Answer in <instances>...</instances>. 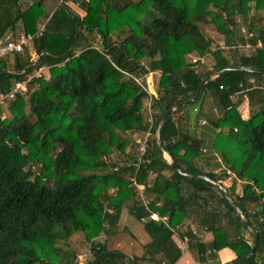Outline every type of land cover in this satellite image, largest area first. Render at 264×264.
<instances>
[{
  "label": "trees",
  "instance_id": "obj_1",
  "mask_svg": "<svg viewBox=\"0 0 264 264\" xmlns=\"http://www.w3.org/2000/svg\"><path fill=\"white\" fill-rule=\"evenodd\" d=\"M21 1L0 0V37L18 20L36 33V21L46 19L44 0L26 10ZM67 1L79 11L60 4L32 41L34 58L27 50L12 54L11 66L7 55L0 58V93L28 81L24 95L0 104V264H72L57 243L74 234L88 245L84 264H92L111 251L99 238L115 232L124 209L143 224L149 242L142 259L153 264L181 257L171 228L199 262L224 247L237 258L247 255L253 234L234 207L212 183L177 173L155 134L164 113L192 98L212 71L264 69V0ZM206 30L218 34V43ZM193 53L197 59L189 61ZM148 74L157 97L146 89ZM207 94L217 117L196 107ZM244 95L247 121L238 110ZM189 105L199 123L218 129L208 146L188 130ZM189 105L164 121L162 147L187 173L222 184L232 178L226 190L259 236L255 255L240 264H264V73L222 72ZM129 132L149 134L144 151ZM114 151L122 157L111 162ZM217 157L222 167L214 170L208 161ZM136 186L145 187L144 198ZM155 212L167 224L151 220ZM188 220L210 232L211 242L189 227L181 232ZM99 264L127 263L105 257Z\"/></svg>",
  "mask_w": 264,
  "mask_h": 264
},
{
  "label": "crops",
  "instance_id": "obj_2",
  "mask_svg": "<svg viewBox=\"0 0 264 264\" xmlns=\"http://www.w3.org/2000/svg\"><path fill=\"white\" fill-rule=\"evenodd\" d=\"M33 0H23L20 3V8L22 10H26L28 4L32 3ZM24 2V3H23ZM65 2L66 4L70 5L74 10L79 11V9L71 4L70 2H68L67 0H44V6L46 8L45 14L47 15V17H45L46 19H44L43 23H40V20L36 21V28H40L41 26L44 25V23H46V21L48 20V18L51 16V14L60 6L61 3ZM37 32V31H36ZM25 32V28H24V24L22 22V20H18L12 27L9 26L5 32L3 33L2 37H0L1 40H12V39H17L21 34H24ZM30 34H34V33H30ZM32 43H30V45L25 48V50L30 51L32 58L35 57L34 51L32 49ZM9 57V61L8 64L9 66H11L13 64V55H7ZM6 56V57H7ZM147 81V87L150 88V82L149 80H151L152 85H153V91L150 89L149 93L156 96L157 97V92H156V84L154 82V79L152 77V74L150 75V77L146 78ZM208 105V108H206ZM205 107L206 109H201L204 113L205 111L207 112L209 110L210 107H212V112L215 113L216 111H218L217 107L215 106L211 96H209L208 94L204 97V100L202 102L201 105H198L196 107ZM199 109V108H198ZM193 111L191 112V120L189 121V125H188V130L192 133L197 134L198 136H201L203 138H205L206 142L208 145H210L211 143V139H213V137H215V134L218 132V129H215L214 127H208V124H201L199 123L198 119L196 117V113L197 111H195L194 113V109H192ZM238 110L241 114V117L244 121H247L249 118V99L247 95H244L243 101L240 104V106L238 107ZM219 113V112H218ZM207 114V113H205ZM217 117V116H216ZM203 133H207L205 134L206 137H204ZM209 149V147H208ZM164 158L167 160L168 162V158L166 157V155L164 154ZM217 161H219V158L217 157ZM240 183H244V182H240ZM141 223V222H140ZM142 224V223H141ZM143 225V224H142ZM142 227V226H141ZM142 230H144L142 228ZM126 231L128 232L129 235H131V237H135V235L130 231V229L127 227ZM146 233V232H145ZM243 234L247 237L246 232H243ZM201 240L203 242H211L212 240V234L210 232H207L206 230L202 231V234L200 235ZM148 238V236H147ZM173 241L176 243V245L182 250V255L179 258V260L175 263V264H227L233 260H235L237 257L234 253L233 250H231L228 247H224L219 251L214 252L215 253V257H211L210 254L206 256L205 260L203 262H199L195 259V257L193 256L192 252L187 249L186 247L183 248V244L185 243L183 240H181L180 236L178 233H176V230L173 232V236H172ZM149 242L148 241L143 245V243L141 244L142 250L139 252H135L133 253V257H129L131 260L136 259V261H138L139 264H153L151 261L148 260V257H146V259H142L145 256V245ZM185 245V244H184ZM119 247L118 244H116V248ZM116 250V249H113ZM111 250V251H113ZM133 258V259H132Z\"/></svg>",
  "mask_w": 264,
  "mask_h": 264
},
{
  "label": "rangeland",
  "instance_id": "obj_3",
  "mask_svg": "<svg viewBox=\"0 0 264 264\" xmlns=\"http://www.w3.org/2000/svg\"><path fill=\"white\" fill-rule=\"evenodd\" d=\"M206 31L212 37V39H214L215 43H218V39H217L218 34L215 31H211V30H206ZM97 44H98V46H100L99 42H97ZM187 59L189 61H195V59H197V55L195 53L189 54L187 56ZM205 61H206L205 63L209 62L208 59ZM43 73L45 76L49 75L48 70H44ZM150 75L151 74L146 75L145 81H147L146 78L150 77ZM152 77H153L154 82H155V76L153 74H152ZM146 89L148 91H150V88L147 87V83H146ZM198 103L200 104L201 102L199 101ZM187 107L192 110V108H191L192 106L189 105ZM198 108L206 109V108H208V105L206 108L205 107L202 108L201 106L197 107V109ZM211 109H212V107H210L207 112L205 111V113H207L206 114L207 116L214 118V117L219 115L218 111L213 113L214 111L212 112ZM194 113H195V110H194ZM3 115L6 116L7 115L6 112H4ZM208 127H211V126H208ZM203 134H204V137H206L205 134H207V133H203ZM125 135L127 136L128 139H130V142L133 144L138 145V144L143 142L144 136H143V133H141V132H134V133L129 132ZM207 146H208V144H207ZM205 149L208 150V148H205ZM127 152H128V150H127ZM207 154H209V153H207ZM109 157H110V161L114 162V161H117L122 156H121V153L119 151H114L109 155ZM208 162H209V167L213 168L214 170H217L218 168L220 169L222 167V165L217 164L218 161H208ZM231 184H232V178L227 179L223 182V185L227 186V187H229ZM109 190H110L109 194H114L116 192V189H114V188H111ZM137 190H138L139 196H142L144 194L142 197V198H144L145 192H144L143 187H140ZM236 190H237V193H239V194L242 193V183H240V182L237 183V189ZM127 227L135 235V237H133V236L131 237V235L128 234V232L126 231ZM188 227L193 232H195L196 235L199 236V238H202V237H200V235L202 234V231L204 230V228L200 227L199 225H197L195 222H193L191 220L185 221L183 225L178 227V229H180V231L183 232V231H186V229ZM142 228H143V225L135 217L130 215V213L127 211V209H124L120 214L118 226H117V229L115 230L116 233L114 232L112 235H111V233L110 234H104V235L101 234L99 239L105 240L106 247L109 250L116 249L117 251H120L121 254H124L127 257H133V253L141 251L142 250L141 244L143 243V245H144L149 239V237L147 238V234L145 233L144 230H142ZM116 244H118L119 247L116 248ZM182 244H183V248H185V245H184L185 243H182ZM87 246L88 245H86V243H84L82 241L81 237L78 234H74L72 237H70L68 244L67 243L64 244L63 242L57 243V247L62 248L61 251H63V249L69 250V252H67V253H65V255H63L64 260L65 259L70 260L73 257L75 260L77 258V256L84 257L88 252ZM88 255H89V253H88Z\"/></svg>",
  "mask_w": 264,
  "mask_h": 264
},
{
  "label": "water",
  "instance_id": "obj_4",
  "mask_svg": "<svg viewBox=\"0 0 264 264\" xmlns=\"http://www.w3.org/2000/svg\"><path fill=\"white\" fill-rule=\"evenodd\" d=\"M229 70H242V71H247V72H251V73H254V72H258V73H264V69H251V68H247V67H243V66H226V67H223V68H220V69H216L214 71H212L207 77H205L202 82L200 83L197 91H196V94L190 98V99H187L185 101H182L172 107H170L163 115V117L161 118L159 124H158V128H157V131H156V134H155V139L158 143V145L162 148L163 152L165 155L168 156V163L170 164V166L175 170L177 171V173L183 175V176H188V177H198V178H201V179H204L210 183H212L213 185H215L221 192L222 194L226 197V199L228 200V202L234 207V209L236 210L237 212V215L240 217V219L243 220L245 226L247 227V229L253 234V242H252V245H251V250L250 252L245 255V256H242L240 258H236L235 260L227 263V264H240L250 258H252L254 255H255V250H256V247H257V243H258V232L250 225V223L244 219L243 217V214H242V211L241 209L238 207V205L232 200V198L230 197L229 193L227 192L226 190V187L219 181H216L208 176H205V175H196V174H191V173H187L183 170H181L175 163L174 161L172 160L169 152L167 150H165L163 147H162V144L160 142V139H159V132H160V129H161V126L163 125L164 121L175 111L177 110L178 108H182L184 106H187L193 102H195L201 95V92L204 88V86L206 85V83L211 80L214 76L222 73V72H225V71H229ZM105 257H115V258H119V259H122L124 260L127 264H133V261L127 257L126 255L124 254H121L119 252H112V251H105L103 253H101L100 255H98L92 262V264H99L100 260L105 258Z\"/></svg>",
  "mask_w": 264,
  "mask_h": 264
},
{
  "label": "built area",
  "instance_id": "obj_5",
  "mask_svg": "<svg viewBox=\"0 0 264 264\" xmlns=\"http://www.w3.org/2000/svg\"><path fill=\"white\" fill-rule=\"evenodd\" d=\"M43 29H44V26H41L36 33H34V34L24 33V34H21L17 39H12V40H1L0 39V58H3L8 54L23 52L25 50V48H27L35 38H37L38 36L41 35ZM42 70H43L42 68L39 69L37 71L36 75L37 76L40 75ZM30 79L31 78H29L28 80H30ZM27 82L28 81L18 82L14 85V87L12 88V90L10 92L5 93V94L0 93V104H2L5 100L14 99L17 94L24 95L25 92L27 91ZM200 123L204 124V121L200 120ZM148 136H149L148 133L145 134V136L143 138V142L140 143V145H141L140 149L142 151H144V148L146 147V141H147ZM133 185H134V183H133ZM136 187H137V189H139L140 187H143L144 192H145L144 186H136ZM143 195L141 197H143ZM150 219L153 221H158V222H162L164 224H167V217L166 216H160L157 212L151 213ZM171 230L173 232L175 231L172 228H171ZM85 260H86V255L84 257L77 256V258L74 260V262L72 264H84ZM256 264H258V263H256Z\"/></svg>",
  "mask_w": 264,
  "mask_h": 264
},
{
  "label": "bare ground",
  "instance_id": "obj_6",
  "mask_svg": "<svg viewBox=\"0 0 264 264\" xmlns=\"http://www.w3.org/2000/svg\"><path fill=\"white\" fill-rule=\"evenodd\" d=\"M166 157L168 158V156L166 155Z\"/></svg>",
  "mask_w": 264,
  "mask_h": 264
}]
</instances>
